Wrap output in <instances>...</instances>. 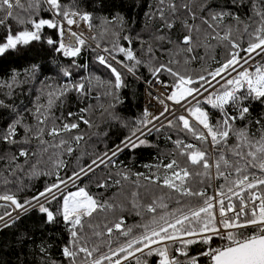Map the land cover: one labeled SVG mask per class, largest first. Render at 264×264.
Masks as SVG:
<instances>
[{
    "label": "snow or ice",
    "instance_id": "obj_1",
    "mask_svg": "<svg viewBox=\"0 0 264 264\" xmlns=\"http://www.w3.org/2000/svg\"><path fill=\"white\" fill-rule=\"evenodd\" d=\"M245 7L251 14L242 19L240 11ZM148 8L144 16L153 27L145 39L141 33L133 35L127 30L128 21L121 13L96 17L82 10L79 0H27V4L0 0V28L4 30L0 57L19 54L33 42L43 41L70 61L69 66L60 67V75L67 78L63 83L49 82V78L40 81L33 108L18 110L0 99V109H10V122L0 127V208L11 209L0 213V230L14 226L33 210L44 215L46 224L62 220L69 233L61 249L67 264H149L153 256L158 257L155 264H264V114L253 117L250 111L255 102L264 105V0H156ZM41 12L51 17L44 18ZM96 19L99 25L93 24ZM81 22L90 32L101 27V38L112 37L110 47L101 48L97 42L92 50L101 49L103 54H97L96 61L114 80L97 76L73 79L72 69L85 67L76 58L91 48L89 39H97L94 35L85 38ZM177 23L179 35L173 39ZM45 29L54 30V35H46ZM212 40L217 44H211ZM134 43H139L138 50ZM216 46L225 49L219 60L208 55ZM201 48L204 55H199ZM207 59L216 67L206 64ZM197 61L201 62L199 71L191 69ZM141 66L150 75L144 79L149 86L147 95L163 105L162 110L153 113L145 107L119 144L106 147L87 164L81 165L83 155L77 156V166L68 174L64 157H71L85 140L81 123L98 128L93 119L96 110L101 117L107 114L109 120H120L115 108L123 103L120 90L127 87L121 69L141 80L137 75ZM39 70V64H31L23 72L13 69L7 80L0 79V89H7L4 94L11 97L15 88L34 81ZM94 88L103 91L93 96ZM153 89L159 94L153 96ZM73 92L81 102L95 99L97 103L66 116L63 112L55 115L53 109L63 106ZM101 97H111L107 106ZM165 101L187 115H177L175 107ZM24 113L35 123H26ZM165 128L174 130L177 138L168 134L166 139L173 148L161 153L155 165L144 166L155 171L145 174L122 169L114 174L119 178L111 171L105 177L97 176L101 166H115L114 158L125 149L156 147L147 137ZM65 133L69 135L65 137ZM23 174L45 175L52 182L21 200L22 186L13 191L10 185L19 184ZM86 177L99 189L119 186L121 191L113 198L122 194V181H130L136 189L130 194L131 208L142 220L145 214L150 219L132 226H126L122 216L93 223L94 214L125 209L98 198L87 184L80 186L78 182ZM140 188L149 192L150 203H140ZM53 201L58 203L55 211L50 207ZM39 251L41 264H63L52 259L43 244Z\"/></svg>",
    "mask_w": 264,
    "mask_h": 264
},
{
    "label": "trees",
    "instance_id": "obj_2",
    "mask_svg": "<svg viewBox=\"0 0 264 264\" xmlns=\"http://www.w3.org/2000/svg\"><path fill=\"white\" fill-rule=\"evenodd\" d=\"M23 3L27 4V0H22ZM71 0H62V3H70ZM218 3H224L225 0H217ZM80 8L92 12L94 16H108L111 17L117 12L121 13L128 21L127 30L133 35L136 33H141L145 39L150 34V30L153 27V22H150L144 16V13L149 10V4L155 5L156 0H79ZM46 7V5H45ZM19 11V10H17ZM235 11V9H233ZM23 14V13H22ZM249 8L245 7L240 11L242 19H246L247 15H250ZM41 16L44 18H50L51 14L48 12H41ZM231 22V21H228ZM13 23L14 21H10ZM99 20L93 21L94 25H99ZM158 25V21L155 22ZM197 24L200 23L199 20L196 21ZM234 23V22H232ZM148 25L146 28L145 26ZM242 27V26H241ZM179 28V23H177V28L173 29L172 36L173 39L179 35L177 29ZM3 29L0 28V34H3ZM103 31L101 27H94L92 29V35L96 36V40H91L92 43L87 42L91 45V48H85L81 55L76 58L77 63L84 65L85 67L73 68V79L78 80L81 77L97 76L102 80H114L110 71L105 69L96 61L97 54H103L101 49L96 48V43H101V48L104 46H111L112 37L106 35L104 38L99 36V33ZM46 35H54V30L45 29ZM211 44L216 45L215 40L210 41ZM127 47L126 42L121 41ZM133 47L139 49V43H134ZM225 49L222 46H216L213 50H209L208 55H215L216 59H221L224 54ZM205 50L203 48L199 49V55H204ZM117 59H123L122 55L116 54ZM137 55L143 57L142 54L137 51ZM206 64L216 67V64L211 60L207 59ZM31 64H39L40 70L36 74V79L28 83L22 84L14 89V93L11 97L6 96L4 93L7 89H0V99H3L5 104L15 105L18 110H22L25 106L29 109L33 108V102L35 101L36 95L39 94V89L41 88L40 81H44L45 78H49V82L63 83L65 79L60 75L61 66H69L70 61L55 52H53L49 46L43 41L33 42L28 49L22 50L21 53H11L5 57H0V79L7 80L13 69L23 72L25 68H28ZM201 68V62L197 61L191 65V69L199 71ZM122 72L126 74L127 87L122 88L119 92L120 98L123 103H117L115 112L120 120H109L107 114L101 117L99 110H96L93 114V119L99 127L88 128L86 125H80V130L85 133V140L81 141L80 147L76 152L73 153L71 157L65 156L64 159L68 162V167L64 170L71 174L73 168L77 166V156L83 155V158L79 161L81 165L87 164L94 157L95 154L101 153L107 148H112L114 145L119 144L126 136L129 135L133 122L140 117L143 112V80L149 79L150 75L146 67H139L137 75H141L143 79L137 80L131 74H127L126 69H121ZM21 79H26V77L21 76ZM97 91H103V89L93 90L92 95L95 96ZM102 102L107 103L111 100V97H101ZM43 102V101H42ZM89 103L95 105L97 101L95 99H85L83 102L77 98L76 93H69L66 103L53 109L55 115L59 116L61 112L67 115V112L72 111L74 108L86 107ZM250 111L253 117H257L264 114V105L258 102L252 104ZM25 122L29 124H34L35 120L31 115L24 113ZM212 115L219 118V114L212 110ZM75 120V117L72 118ZM6 122H10V109L4 108L0 109V127L5 126ZM123 122V123H122ZM127 123V127L124 126ZM243 122H238V126H242ZM77 130H74V132ZM93 133H99V135H93ZM107 133V135H104ZM21 136L23 135V130H20ZM171 134L173 139H176V133L172 129H163L160 133L153 132L152 135L148 136L147 139L150 143L156 145V147H140L137 149H126L122 153L115 157V166L104 167L101 166L97 169L98 177H105L111 171L113 175L116 172L123 170H130V173H145L150 174V171H155V169H149L144 167L145 165H155L158 163L157 157L161 153H165L173 148V145L167 141L166 136ZM67 137L69 134H63ZM183 134H181L182 136ZM196 143V141H191ZM35 141L33 146H35ZM6 147V146H5ZM15 150V149H14ZM23 158H21V162ZM167 161H165L166 163ZM3 163V162H0ZM47 170V169H45ZM63 175V172L61 173ZM114 178H119L115 177ZM135 179V176H132ZM52 178L45 175L30 176L23 174L20 176V183L10 185L13 191H16L17 187L22 186V190L19 192V198L23 200L25 197H31L35 195L38 191H42L46 183H51ZM143 182V181H142ZM80 186L88 185V188L92 194L100 199H109L110 202L115 204H122L124 206V211H121L119 207L114 210L101 212L99 214H94L95 219L93 223L102 222L107 223L109 221H116L121 216L124 218L126 226L136 225L146 220L150 219V214H145L142 220L141 216L135 214V210L131 208L130 199L131 192L135 189V186L131 184L130 181H122L123 192L118 197L113 198V194L120 192L119 186L110 187L108 189H99L95 186V181L90 182L86 177ZM146 183V182H143ZM2 190V189H0ZM75 190V189H73ZM152 191L156 195H159V191L152 188ZM167 191V189H165ZM211 192L212 190L209 189ZM140 192V203L147 204L151 202V195L144 188L139 189ZM51 209L55 211L58 207V203L53 201L50 205ZM4 211H11V209L0 208V213ZM44 215L40 214L38 211L33 210L28 215L20 219L17 224L12 227L4 228L0 230V264H41V253L39 251V246L43 244L48 248V255L57 261L67 264L64 260L61 249L69 240V233L65 228L62 220L56 224H46ZM89 231L88 229H85ZM140 231L139 229H134V232ZM97 243L100 242L99 238H93ZM125 238L120 237L123 241ZM91 246V245H89ZM115 246V244L113 245ZM107 250L106 247L104 249ZM196 251V246L193 247V252ZM139 255V254H138ZM158 257L149 258V264H155ZM134 264V262H130Z\"/></svg>",
    "mask_w": 264,
    "mask_h": 264
},
{
    "label": "built area",
    "instance_id": "obj_3",
    "mask_svg": "<svg viewBox=\"0 0 264 264\" xmlns=\"http://www.w3.org/2000/svg\"><path fill=\"white\" fill-rule=\"evenodd\" d=\"M74 28H75V26H74ZM81 29L84 31V33H85V38H87L89 35H92V30H91V32L89 31V29H88V27H87V25L86 24H84L83 22H81ZM87 42H89V43H92V41H91V39H89ZM257 59H259V57H257ZM148 88H149V86L146 84V83H144V80H143V89H144V97H143V110H144V108L145 107H148L149 108V111H151V112H153V113H158L160 110H162V108H163V105H160L159 103H158V101L157 100H155V99H150L149 97H148V95H147V90H148ZM153 91V96H156V95H158L159 93H157L156 91H155V89H153L152 90ZM160 91L162 92L163 91V89H160ZM163 98V97H162ZM167 104H169V106H172V107H175V109H176V113H177V115H179V114H185V115H187V113H184L183 112V109H181L179 106H173L172 104H171V102L170 101H165ZM81 108V107H80ZM78 109L79 108H74L73 109V112H76V111H78ZM171 118V117H170ZM163 117H161V121H163ZM157 124H159V122H157ZM149 127H151V125H149ZM126 150V149H125ZM13 215L15 216V215H18V213H13ZM194 253V252H193Z\"/></svg>",
    "mask_w": 264,
    "mask_h": 264
}]
</instances>
